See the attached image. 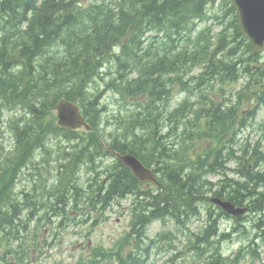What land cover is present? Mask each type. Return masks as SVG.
I'll use <instances>...</instances> for the list:
<instances>
[{"label": "trees", "instance_id": "1", "mask_svg": "<svg viewBox=\"0 0 264 264\" xmlns=\"http://www.w3.org/2000/svg\"><path fill=\"white\" fill-rule=\"evenodd\" d=\"M216 2L113 0L84 8L80 0H0L2 260L10 264L11 256L25 252L17 245L26 233L35 230L37 225L31 220L45 208L32 197L15 196L13 187L26 172L41 176L33 173L37 166L34 160L45 155L46 146L57 138L63 142L62 149H56L62 160L59 180L56 187L52 185L54 190L45 188L42 196L56 197L48 206L44 203L46 212L51 209L54 216L67 215V205L80 188L74 178H81V167L89 168L98 157H105L106 162L112 150L132 152L161 173L158 189L144 188L131 170L116 160L103 170L92 166L97 184L89 185L90 203L104 210L117 199L135 196L138 204L131 219V236L137 241L152 221L172 216L185 223L206 203L211 222L203 234L196 235L192 249L204 257L199 264H215L216 253L206 258L205 252L208 246L215 248L212 238L218 230L217 217L227 213L211 204L208 192L214 190V184L207 176L224 173L226 160L238 159L241 179L224 181L214 194L249 206L260 217L259 228L264 232V174L249 168L247 150L240 157L232 150L223 157L221 148L205 157L191 150L196 137L211 132L221 136L229 131L237 118H245L239 112L249 94L263 98L264 91L248 84L235 104L212 101L210 108H199L194 120L183 119L169 107L171 85L185 84L181 74L201 64L211 80H237L246 74L264 84V55L254 53L243 36L231 0H221L222 13L215 16L223 27L218 33L211 34L210 25L198 27V22L208 23L212 16L209 7ZM151 31L157 34L149 42L146 38ZM116 46L118 52L114 51ZM135 72L138 76L132 77ZM103 85L104 90L113 86L116 92L131 96L147 95L139 108L117 118V125L105 134L97 127L104 125L106 112L101 104ZM62 97L80 103L95 131L65 129L51 119ZM108 119L105 117L106 124L111 123ZM74 160L77 166L72 164ZM26 209L27 222L18 223ZM128 256L130 260L119 256L120 264L143 263L138 254Z\"/></svg>", "mask_w": 264, "mask_h": 264}, {"label": "rangeland", "instance_id": "2", "mask_svg": "<svg viewBox=\"0 0 264 264\" xmlns=\"http://www.w3.org/2000/svg\"><path fill=\"white\" fill-rule=\"evenodd\" d=\"M92 1V0H91ZM104 71V68L101 70ZM246 79H241L237 83H233L231 85L226 86V93L227 95L231 93H236L238 89H241L243 87V84L245 83ZM177 93L176 100H182L185 96L184 94L178 93L177 88H173L172 93ZM105 92L102 91V96H104ZM172 97V94H171ZM170 97V99H171ZM105 103L108 105V108L112 111H108L106 114H104V125L100 126L98 125V132L102 131V129H105V126L107 125V121L105 122V117L113 121H117V117L115 114H118L119 111H122L125 113L127 108H133L134 106L131 104H126L120 99V96H113L111 92H107L105 94ZM133 101V100H132ZM246 106V105H245ZM51 119L57 124V114L56 112H53L50 114ZM108 119V120H109ZM264 124V104L260 107L256 119L254 121V125L249 126L245 131L242 132L241 136L243 141L247 142L251 147L255 146L257 142L261 141V144L264 148V127L260 128V125ZM57 138V137H56ZM59 141V143L57 142ZM57 140H53L52 144H48L46 147L48 148V151L45 155L39 156V159H35L34 162L37 165L33 173H39L41 176L35 177L29 175L27 172L24 174H21L20 177L17 179L16 185L13 187L15 188L14 195L21 197L23 192H27L24 196L32 197L33 199L37 200L38 203L41 202H48L50 204L51 201H55L56 197L51 196L49 194L50 198L48 197H42L44 194L45 188H50L51 190H54L57 182L59 180V165L61 164L62 160L58 156L59 153H57L56 149H62L61 143L63 142L57 138ZM84 143V141H83ZM199 145H203V143L199 140ZM59 145V147H58ZM51 149V150H49ZM37 153V151H36ZM41 153H39L40 155ZM93 161V163H89V168L86 166L81 167V182L85 185V199L87 202L90 203L89 199V193L88 188L89 185L92 183H95V187L97 184L96 176L93 175L92 166L96 165V163L99 160H103L102 163V170L103 168L107 167L108 162H105V157ZM72 164L77 166L76 160L72 161ZM232 169L236 167V164L231 162L229 165ZM262 169L264 170V164L262 166ZM231 176L234 174L231 173ZM100 176L103 178L105 174H103V171L101 172ZM162 177V175H161ZM36 178V179H35ZM219 179L218 176H213L211 180L217 181ZM36 184L33 185V183ZM52 185L55 187L52 188ZM19 200V199H18ZM30 200V199H29ZM132 197H129L127 199H117L113 203H111L106 209L105 212L99 213V216L103 222H101L98 226L95 227V229H91V224H84L83 220L78 221V225L70 224L68 228L66 229H56L55 231H58L59 234L52 236L54 234V231H52V227L48 226V231L46 233H42L41 235V243L43 242V239L46 237H49V240L53 242L54 244L52 246H44V253L43 255H35L34 248L35 244L38 242V238L41 233V229L45 228L46 225L54 223L58 217L52 216L53 213L49 212L50 215H46L43 212L40 213L41 216H43L42 226L36 230L35 232L31 233L29 238H24L25 240L20 239L18 243V248L20 250L25 251L30 257L22 264H58L59 262H63V264H89V261L83 260L78 261L81 256L83 257H89L91 256V253L93 251V248L97 245H102L103 250L105 251V247L113 248L115 250H121L122 252L126 253V250L123 251L124 246L121 245L118 241L120 238L125 234L126 231H128L129 228V221H130V207H132ZM113 205V206H112ZM110 206H112L109 210H107ZM100 208V205L97 206V208ZM71 211L73 212V215H76L75 210L73 207H71ZM52 216V218L50 217ZM38 217V216H37ZM257 217V216H256ZM169 217H166L165 219H168ZM259 218V217H257ZM51 222H50V221ZM32 225H35L34 222H32ZM46 226V227H45ZM203 226L202 219L196 220L194 223L191 224V229L198 231ZM229 224L227 222L223 223V227H228ZM171 229H175L174 223L172 220H166L164 221H155L153 222L150 227L147 229L142 235L139 237L141 243L143 242L142 248L144 249L145 245L148 244L150 241H152L151 238H157V234L160 232H165ZM35 234H38L36 236ZM52 236V237H51ZM57 237V238H56ZM176 239L172 240L171 250L165 249H159L162 245L168 246L170 241L167 239H162L158 244L154 245L151 248V252L149 255V259L147 260L146 264H195V261L197 260V253L186 251L184 255L177 257L173 259L172 257L176 254L179 255L178 247L180 249H183V244H185V237L183 235H180L179 232L177 233ZM36 242H34V240ZM133 239V238H132ZM134 241V239H133ZM1 242V241H0ZM135 250L138 251L139 254H141V250H139L140 243L135 242ZM232 243V242H231ZM132 242H130V245ZM230 244V243H229ZM228 245H222L221 249L223 250V253L227 252L231 249V247ZM12 245V244H8ZM7 245V246H8ZM137 247V248H136ZM129 247L128 249H130ZM167 250V251H166ZM21 252V251H19ZM263 252L261 253V259ZM173 259V260H171ZM262 263V261H261ZM257 263V264H261ZM0 264H2L0 262ZM102 264H114L113 259H105V261L102 262ZM145 264L144 260L143 263ZM242 264H249L245 261L242 262Z\"/></svg>", "mask_w": 264, "mask_h": 264}, {"label": "water", "instance_id": "3", "mask_svg": "<svg viewBox=\"0 0 264 264\" xmlns=\"http://www.w3.org/2000/svg\"><path fill=\"white\" fill-rule=\"evenodd\" d=\"M233 3L240 13L239 19L243 34L252 40L255 51L264 50V0H233ZM59 109L65 119L76 118L79 120V124L84 123L73 104H61ZM119 157L125 164L132 166L134 172L142 179H155L152 171L145 168L133 154H119ZM214 200L220 201L224 208L234 214H241L246 210L236 208L230 202H223L219 199Z\"/></svg>", "mask_w": 264, "mask_h": 264}, {"label": "bare ground", "instance_id": "4", "mask_svg": "<svg viewBox=\"0 0 264 264\" xmlns=\"http://www.w3.org/2000/svg\"><path fill=\"white\" fill-rule=\"evenodd\" d=\"M239 27H240V24H239ZM64 103H68V104H73L76 108H77V110H78V112H79V110L80 109H82V106L80 105V103L79 102H76V101H73V100H70V99H68L67 97H62V98H60L59 99V101L57 102V104L55 105V107H54V111L56 112V116H57V125L58 126H60V127H62V128H65V129H70V130H86L85 128H81V124H79V120L78 119H76V118H70V119H65L64 117H63V115L61 114V111H60V109H59V105H61V104H64ZM87 132H88V130H86ZM95 131V130H94ZM9 141H10V139H9ZM135 157H137V155L136 154H134V153H132ZM139 161L143 164V166L145 167V168H147V169H149V170H151L152 171V173L154 174V176L155 177H157V178H160L161 177V173L156 169V167L154 166V165H147L141 158L139 159ZM124 165V164H123ZM125 166V165H124ZM125 167H127V168H129L130 170H131V172H132V174L135 176V177H137L140 181H143V180H146V179H142L140 176H138L135 172H134V170H133V168H132V166H125ZM14 191H15V189H14ZM25 194H27V192H23V194H22V196H24ZM129 197H132V200L133 201H135L136 202V199H135V196H133V195H130V196H128V197H126V198H122V199H127V198H129ZM121 200V199H120ZM41 203H43V205L41 204ZM41 203H39L40 205H42L41 207H45L43 210H42V212L44 211V213L46 212V205L48 206V202H46V201H44V202H41ZM46 205H45V204ZM38 204V206H40ZM40 207V208H41ZM39 208V209H40ZM27 211H29V210H23V212H21V216H19V218H18V223H22V224H24V223H26L27 222V220H26V218H28L27 216ZM41 213V212H40ZM40 213H36L35 214V217L36 218H34L33 220H31V223L32 222H34L35 223V225L34 226H36L37 225V227H36V230H38L41 226H42V221H43V216H41L40 215ZM46 215H50V213H45ZM38 216V217H37ZM52 216H54V215H52ZM52 216H50L51 218H52ZM34 217V216H33ZM56 217H58V216H56ZM167 217V216H166ZM166 217H164V218H166ZM170 218V217H169ZM260 218V217H259ZM39 219H41L40 221V223H38V221H39ZM50 221V220H49ZM38 224H37V223ZM35 230V231H36ZM132 230V229H131ZM35 231H31V232H29V233H26L25 234V236H24V238L26 239V238H29V236H30V234L31 233H33V232H35ZM1 234V233H0ZM23 238V240H25ZM135 242H139L140 243V245L139 246H141V245H143V242L141 243V241H140V238H139V240L137 241L136 239H134V241H133V246H134V248H135ZM137 248V247H136ZM140 248H142V246L141 247H139V250H141V254H139L138 253V251H136L137 252V254L139 255V256H141L142 255V251H143V249H140ZM214 250H216V251H214ZM214 250L212 249V247L211 246H208V250H207V252H205V254L207 255L206 256V258L208 257H211L212 255H213V253H216V255L217 256H219V255H222V254H224L223 253V250L221 249V246H217V247H215L214 248ZM215 256V255H214ZM177 257H179V255L178 254H176V256L174 255L172 258L173 259H175V258H177ZM173 259H171V260H173ZM235 262H236V264H242V262H243V260H241L240 258H236L235 259Z\"/></svg>", "mask_w": 264, "mask_h": 264}]
</instances>
